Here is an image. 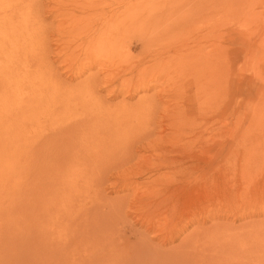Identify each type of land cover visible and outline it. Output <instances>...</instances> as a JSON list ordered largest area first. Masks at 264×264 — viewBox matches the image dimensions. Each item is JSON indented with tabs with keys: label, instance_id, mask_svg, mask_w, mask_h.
<instances>
[{
	"label": "rangeland",
	"instance_id": "1",
	"mask_svg": "<svg viewBox=\"0 0 264 264\" xmlns=\"http://www.w3.org/2000/svg\"><path fill=\"white\" fill-rule=\"evenodd\" d=\"M13 6V34L34 44L12 48L14 73H0V264H261L264 0ZM98 115L133 152L82 174L91 144L78 138Z\"/></svg>",
	"mask_w": 264,
	"mask_h": 264
},
{
	"label": "bare ground",
	"instance_id": "2",
	"mask_svg": "<svg viewBox=\"0 0 264 264\" xmlns=\"http://www.w3.org/2000/svg\"><path fill=\"white\" fill-rule=\"evenodd\" d=\"M13 1L14 0H0V73L3 75V77L4 78H6L7 79V77H11V75L14 73H12L11 74V72L13 71V66H12V61L14 60V55H13V53H12V51H13V49L12 48H18V49H20L21 47L20 46H28L30 43L32 44V46L31 47H33V44H34V39H33V35H29L28 36V33L29 32H27V35H24V37L22 38V41H20V39L17 37V35H14L13 34V24H14V13H15V11H16V8H14V6H13ZM43 23V22H42ZM41 23V24H42ZM40 24V23H39ZM38 31V30H37ZM30 32H31V30H30ZM34 32V31H33ZM34 34H36L37 35V33H34ZM22 35V34H21ZM43 35H44V33H43ZM42 35V36H43ZM28 36V38H26ZM44 37V36H43ZM37 38H38V36H37ZM42 38V37H41ZM42 40V39H41ZM39 41V40H38ZM38 43V42H37ZM36 43V44H37ZM43 43V42H42ZM31 47H29V48H31ZM25 48H27V47H25ZM16 51V50H15ZM27 52V51H26ZM25 52V50H24V53H23V51H21V53L23 54V55H26L27 53ZM29 52V51H28ZM15 54V53H14ZM3 55V56H2ZM16 56H18V57H20V53L17 55V54H15ZM42 56V55H41ZM23 57V56H22ZM16 58V57H15ZM29 58H30V56H29ZM16 60V59H15ZM21 60V59H20ZM16 62V61H15ZM19 62V61H18ZM22 62H24V61H22ZM18 65V64H17ZM45 66V65H44ZM19 67V66H18ZM30 66H27V64L24 62V67H22L23 69H24V76L22 77V75L21 76H19V77H21L22 78V81L23 80H25L26 78H25V76H28V75H30L31 74V72L33 71V70H31L30 71V68H29ZM13 68V69H12ZM47 68V67H46ZM16 69V68H15ZM33 69V68H32ZM50 71V70H49ZM22 72V73H23ZM47 75V74H46ZM45 75V76H46ZM49 75V74H48ZM18 76V75H17ZM15 77V76H14ZM51 77V76H50ZM50 77H49V79H50ZM35 78V77H34ZM9 79H11V78H9ZM17 79V78H16ZM32 79V78H31ZM49 79L47 80V81H49ZM54 79V78H53ZM34 80V79H33ZM38 80H41L40 78H37L35 81H36V83H38ZM8 81V80H7ZM10 81V80H9ZM8 81V82H9ZM17 81V80H16ZM57 81V80H56ZM17 82H20V81H17ZM32 81H30V82H28L27 84H30ZM34 82V81H33ZM52 82V81H51ZM55 83V82H54ZM53 84V83H52ZM18 85V83H16V89L18 90H22L23 89V87H22V84H21V87L20 86H17ZM78 90V89H77ZM19 94V93H18ZM70 97V96H69ZM69 104V103H68ZM97 105H99L97 108H98V110L99 109H102V108H104V106L103 105H101V104H98L97 103ZM140 105H142V104H140ZM140 105L138 106L139 108H140ZM143 105H144V103H143ZM149 106H152V107H154L153 106V104H150V105H148V107ZM59 107H60V105H59ZM146 107V106H145ZM76 108V107H75ZM150 108V107H149ZM61 109V108H60ZM64 109V108H63ZM138 109V108H137ZM146 109L148 110V108L146 107ZM151 110H153V108H150ZM149 109V110H150ZM90 110V109H89ZM96 110V109H95ZM122 112H123V114H125L124 112H125V110H128V107H125V108H122ZM97 111V110H96ZM139 112V111H138ZM141 112V111H140ZM140 112H139V114H140ZM97 113V112H96ZM99 113H101V112H99ZM136 113H137V111H136ZM91 114V113H90ZM98 114V113H97ZM132 114H133V112H132ZM92 115V114H91ZM91 115H89V116H91ZM84 116H85V114H84ZM96 116V115H95ZM87 117V116H86ZM85 117V118H86ZM93 117H94V115H93ZM97 118V120L94 122V125L91 127V125L89 126V127H91V130H90V128H89V130L90 131H88L87 133H84L83 135H80L79 136V138H78V141L79 142H81V141H83L84 139L86 140V141H89L90 142V149L89 148H87L86 147V149H85V151H84V155L83 154H81L82 155V157H86L87 159H85V160H83V163L81 164V166H86V168H81V171H80V169H79V171L82 173V174H84L83 172H84V170H87L88 168H96L98 165H99V163L101 162H103L105 165H104V171H106L107 169H112L111 168V166H113L114 164H115V162L116 161H120V158L123 160V158H124V155L126 154V151H129V153L130 152H133L132 151V147H131V145L132 144H130L129 145V143H130V139L128 140V142L125 140L124 141V139H122L121 137H118L117 135L118 134H112V132H110V128H109V120L107 119H104V121H102L103 120V118L101 117V116H97L96 117ZM114 119V118H113ZM113 119H112V121H113ZM76 120V119H75ZM83 121V120H82ZM85 121V120H84ZM93 121V120H92ZM84 123V122H83ZM112 123V122H111ZM72 124V123H71ZM74 124V123H73ZM79 124V123H78ZM83 125V124H82ZM67 126V125H66ZM87 126V125H86ZM75 127V126H74ZM88 127V126H87ZM71 128H73V127H71ZM77 128H79V127H77ZM85 129V128H84ZM76 130V129H75ZM74 130V131H75ZM80 130V129H79ZM82 130H83V128H82ZM84 131V130H83ZM85 131H86V129H85ZM116 132H118L117 131V129L115 130ZM77 132H79V131H77ZM72 133V132H71ZM81 133V132H80ZM75 134H78V133H75ZM77 138V137H76ZM112 140H115L114 142L112 141ZM33 141V140H32ZM32 141H31V143H32ZM72 141H74V139L72 140ZM140 142V141H139ZM85 144V143H84ZM28 145H29V143H28ZM76 145V144H75ZM31 146V145H30ZM67 146H68V144H67ZM80 146V145H79ZM134 146H136V145H134ZM69 147V146H68ZM67 147V148H68ZM73 148V147H72ZM76 148H78V146L76 147ZM131 148V149H130ZM70 149H68V151H69ZM108 150H110V152L108 151ZM78 151H80V150H78ZM67 152V151H66ZM119 153V154H118ZM65 154H67V153H65ZM70 154V153H69ZM117 154H118V156H117ZM124 154V155H123ZM70 156V155H69ZM130 156V155H129ZM65 157H67V156H65ZM64 158V157H63ZM131 158V157H130ZM72 162L73 161H75L76 159L78 160V155L77 154H75V155H73V157H72ZM88 159H89V161H88ZM109 159H111V161L109 160ZM128 159V158H127ZM35 160V159H34ZM133 160V159H132ZM14 161V160H13ZM62 161H63V159H62ZM67 161H69V160H67ZM66 161V162H67ZM79 161V160H78ZM32 162H34V161H32ZM82 162V161H81ZM31 162L29 161V163L28 164H30ZM63 163V162H62ZM100 163V164H101ZM103 163H102V165L101 166H103ZM126 163V162H125ZM14 164V163H13ZM35 164V163H34ZM33 164V165H34ZM70 164V163H69ZM73 164V163H72ZM44 165V164H43ZM47 165V164H46ZM64 165H66L65 163L63 164V166ZM75 165L76 166H78V163L76 164L75 163ZM79 165H80V163H79ZM38 166V165H37ZM42 166V165H41ZM55 166V165H54ZM31 167V166H30ZM56 167V166H55ZM72 167V166H71ZM73 167H74V165H73ZM45 168V167H41V170H43V169ZM48 168V167H47ZM65 168V167H64ZM79 168V167H78ZM102 168V167H101ZM133 168V167H132ZM36 169V168H35ZM48 169H50V170H52L51 169V167L50 168H48ZM67 169H68V167H67ZM33 170V169H32ZM44 170H46V169H44ZM58 170V169H57ZM56 170V171H57ZM99 170V169H98ZM37 171H38V169H37ZM61 171V170H60ZM94 171V170H93ZM59 172V171H58ZM74 172V171H73ZM72 172V173H73ZM103 174L102 175H104V172H103V170L101 171ZM128 172V171H127ZM77 173H78V171H77ZM107 173V172H106ZM139 173V172H138ZM143 173V172H142ZM141 173V174H142ZM45 174V173H44ZM46 174H49L48 172L46 173ZM45 174V175H46ZM60 174H61V172H60ZM62 174H64V173H62ZM50 175V174H49ZM53 175V174H52ZM51 175V177L53 178L54 176H52ZM98 175V174H97ZM44 176V175H43ZM43 176H41V177H43ZM48 176V175H47ZM57 176H59V175H57ZM64 176V175H63ZM66 176V175H65ZM69 176H70V174H69ZM72 176V175H71ZM94 176H96V175H94ZM100 176V175H99ZM128 176V175H127ZM61 177V176H60ZM75 177V176H74ZM102 177V176H101ZM47 178V177H46ZM49 178V177H48ZM47 178V179H48ZM52 178H51V180H52ZM55 178V177H54ZM69 178H71V177H69ZM43 179V178H42ZM66 179H68V178H66ZM74 179V178H73ZM55 180V179H54ZM53 180V181H54ZM68 180H70V179H68ZM89 180V179H88ZM56 181H58V180H56ZM75 181V180H74ZM15 182V181H14ZM63 182V181H62ZM65 182V181H64ZM93 182V181H92ZM54 183H56V182H54ZM66 183V182H65ZM71 183H73V182H71ZM77 182L75 181V184H76ZM79 183V182H78ZM74 184V183H73ZM75 184H74V186H75ZM59 185H60V183H59ZM79 185V184H78ZM77 185V186H78ZM57 186H58V184H57ZM66 186H67V184H66ZM67 187H69V186H67ZM72 187V186H71ZM83 187V186H82ZM91 187H93V186H91ZM55 188V187H54ZM58 188V187H57ZM97 188V187H96ZM99 188H100V186H99ZM63 189L65 190V188L63 187ZM62 189V190H63ZM66 189H68V188H66ZM73 190L75 189V190H77V192H78V190H79V188H77L76 189V187L75 188H72ZM89 189V188H88ZM136 189V188H135ZM58 190V189H57ZM64 190H63V192H64ZM74 190V191H75ZM83 190V189H82ZM87 190V189H86ZM54 191H55V189H54ZM67 191V190H66ZM71 191V190H70ZM67 192H69V191H67ZM72 192V191H71ZM76 192V193H77ZM99 192V191H98ZM59 194H61V191H60V193ZM58 194V195H59ZM63 194V193H62ZM56 195V194H55ZM71 195V194H70ZM76 195V194H75ZM86 195V194H85ZM133 195V194H132ZM142 195V194H141ZM60 196V195H59ZM61 196H63V197H65V195H61ZM60 196V197H61ZM68 196V195H67ZM66 196V197H67ZM76 196H78V195H76ZM87 196V195H86ZM63 197H61V198H63ZM71 197H74V198H76L75 196H72L71 195ZM74 198H72L73 200H74ZM83 198V197H82ZM85 198V197H84ZM132 198V197H131ZM143 198V197H142ZM47 199V198H46ZM66 199V198H65ZM71 199V198H70ZM69 199V200H70ZM79 199V198H78ZM102 199V198H101ZM108 199V198H107ZM155 199V198H154ZM113 200V199H112ZM55 201V200H54ZM91 201H92V199H91ZM99 201V200H98ZM97 201V203H100V202H98ZM111 201V200H110ZM73 202V201H72ZM83 202V201H82ZM106 202V204H107V201H105ZM108 202H109V200H108ZM74 203H77L76 201L74 202ZM96 203V202H95ZM102 203V202H101ZM81 204H83L84 206H86L84 203H81ZM90 204H91V202H90ZM105 204V203H104ZM153 204V203H152ZM76 205H78V204H76ZM83 205H80V203H79V207H81L80 209H82L83 208V210H84V206ZM92 205H94V204H92ZM92 205H89V206H87V207H92ZM97 205V204H96ZM108 205H109V203H108ZM68 206V205H67ZM71 206H72V208H73V206H74V208H76V206L72 203L71 204ZM110 206V205H109ZM78 207V206H77ZM64 208H66L65 206H64ZM63 208V209H64ZM71 208V210H73ZM93 208V207H92ZM90 209V211H93V210H95V209ZM126 208V207H125ZM150 208V207H149ZM79 209V208H78ZM64 210H66V209H64ZM63 210V211H64ZM87 211H89V209L87 208L86 209ZM86 210H84V212L86 211ZM113 210V209H112ZM68 211H70V208L68 209ZM77 211H79V210H76L75 209V211L73 212V214H75V212H76V214L74 215V216H77L78 215V213H77ZM89 211V212H90ZM66 212V211H65ZM71 212V211H70ZM81 212V214H84L85 215V213H88L89 214V212H85V213H83L82 212V210L80 211ZM94 212V211H93ZM92 212V213H93ZM101 213V212H100ZM67 214H69V213H67ZM80 214V213H79ZM88 214H86L88 217H89V219H87L88 221L90 220V217L92 216L91 215V213H90V215L91 216H89ZM95 214H97V213H95ZM37 215V214H36ZM85 215V216H86ZM86 216V218H88ZM71 219L72 218H76V217H73V215L71 214ZM79 217V219L78 220H81L82 218H80L81 216H78ZM77 217V218H78ZM82 217H83V215H82ZM61 219H62V217H60ZM84 218V217H83ZM95 218V217H94ZM61 219H59V220H61ZM58 220V221H59ZM82 220H85V219H82ZM81 220V221H82ZM62 221H64L65 222V220L63 219V220H61L60 222L61 223H63ZM72 221L74 222L75 221V219L73 220L72 219ZM88 221H82L83 223L84 222H88ZM91 221V220H90ZM89 221V222H90ZM94 221V220H93ZM60 222H58V224H61ZM80 221H78L77 222V220L75 221V223H73V225L75 224L76 225V223H79ZM82 222H81V224H82ZM147 222H148V220H147ZM72 223V222H71ZM93 223H95V222H93ZM93 223H88L89 225H91V226H89L88 225V227H89V229L91 228V229H93L94 227H93ZM80 224V223H79ZM87 223H85V225H86ZM96 224V223H95ZM73 225L71 224V226L73 227ZM62 226V225H61ZM82 226L84 227V225L82 224ZM83 227H81L82 228V233H83V235H87V237H88V239L87 240H89V236L88 235H90L89 233V229L86 227V229H87V234H86V231L85 232H83L84 230H83ZM98 227V226H97ZM97 227H95V229L97 228ZM101 227H102V225H101ZM101 227H100V229H101ZM112 227V226H111ZM63 228H65V226H63ZM75 228V227H74ZM85 228V227H84ZM102 228H104V227H102ZM85 229V230H86ZM65 231H67V232H69L70 234V237H72V239L76 236H72V232H71V230L69 231V230H65ZM72 231H74L73 229H72ZM95 231L96 230H94V233H95ZM106 231V230H105ZM66 232V233H67ZM79 232V230L77 231V233ZM98 232V231H97ZM63 233V232H62ZM65 233V234H66ZM76 233V234H77ZM85 233V234H84ZM103 232H101L100 234H102ZM64 234V233H63ZM68 234V233H67ZM67 234H66V236H67ZM75 234V233H74ZM111 234V233H110ZM137 234V233H136ZM136 234H134V235H136ZM77 235H79V233L77 234ZM85 236H82V234H81V232H80V238L81 237H84V238H87V237H85ZM93 236H95V235H93ZM104 236H105V232H104ZM104 236H102V237H104ZM138 236V235H137ZM77 237V236H76ZM98 237H100V236H98ZM98 237H96V238H98ZM77 238H79V237H77ZM77 238H76V241H77ZM84 238H82L81 239V241L84 239ZM126 238V237H125ZM139 238V237H138ZM63 239V238H62ZM69 239H71V238H69ZM72 239L70 240V241H72ZM75 239V238H74ZM90 239H91V237H90ZM100 239L101 238H99V241H100ZM105 240V239H104ZM103 240V241H104ZM106 240H107V238H106ZM105 240V241H106ZM260 240V239H259ZM63 241H67V240H63ZM79 241H80V239H79ZM84 241V240H83ZM93 241H95V239H93ZM96 241H98V240H96ZM120 241H122L123 242V240H119V241H117V242H120ZM139 241V240H138ZM107 242V241H106ZM117 242H116V244H117ZM148 242H149V240H148ZM259 242V241H258ZM262 242H264V241H262ZM67 243H70V242H68L67 241ZM67 243H65L66 244V246H67ZM74 242H71L70 244L72 245ZM79 243H81V242H79ZM78 243V244H79ZM93 243V245H94V242H92ZM91 243V244H92ZM98 243V242H97ZM121 243V242H120ZM145 243V242H144ZM260 243V242H259ZM76 244V243H75ZM125 244V243H124ZM69 245V244H68ZM90 245V244H89ZM95 245H97V244H95ZM133 245V244H132ZM136 245V244H135ZM257 245V244H256ZM255 245V246H256ZM259 245V244H258ZM85 246V245H84ZM103 246V245H102ZM108 244L106 245V249H108ZM117 246H120V245H118L117 244ZM116 246V247H117ZM123 247L125 246V245H122ZM126 246H127V244H126ZM130 246H131V244H130ZM145 246V245H144ZM148 246V245H147ZM151 246H153V244L151 245ZM182 246V245H181ZM259 246H261V244L259 245ZM81 247V246H80ZM86 247V246H85ZM114 247V246H113ZM115 247V249L117 250V248H119V247H117L116 248ZM158 247V246H157ZM228 247V246H227ZM66 248H69V247H66ZM121 249H122V247H120ZM260 248V247H259ZM120 249V250H121ZM130 249V248H129ZM133 249V248H132ZM135 249V248H134ZM153 249V248H152ZM100 250V249H99ZM99 250H95V251H98L99 252ZM180 249H178V251H179ZM92 251H94V249L92 250ZM107 251V250H106ZM128 251V250H127ZM135 251V250H134ZM133 251V252H134ZM182 251H183V249H182ZM71 252H73V251H70V254H72ZM97 252V253H98ZM110 252V251H109ZM112 252H113V250H112ZM115 252H118V254L119 253H121V252H119V250H117V251H115L114 250V255L116 254V256H118V254L117 253H115ZM172 252V251H171ZM188 253V250L187 251H185V253ZM191 252V251H190ZM219 252V251H218ZM221 252H223V251H221ZM262 252V251H261ZM93 253H95V252H93ZM93 253H92V256H93ZM96 253V254H97ZM104 253H106V252H104ZM140 253H142V252H140ZM157 253V252H156ZM173 253V252H172ZM206 253V252H205ZM262 253H264V252H262ZM261 253V254H262ZM101 254H103V253H101ZM100 254V252H99V255H101ZM221 254V253H220ZM224 254L226 255L227 253H225V251H224ZM99 255H97V256H99ZM119 255H121V254H119ZM132 255V254H131ZM136 255V254H135ZM134 255V256H135ZM172 255V254H171ZM181 255H183V254H181ZM224 255V256H225ZM86 256V255H85ZM95 256V255H94ZM136 256H138V255H136ZM173 256V255H172ZM191 256V255H190ZM219 256V255H218ZM250 256V255H249ZM256 256V255H255ZM74 256L72 255V258H73ZM96 257V256H95ZM210 257V255L208 256V258ZM236 257H238V256H236ZM253 257V256H252ZM251 257V258H252ZM261 257H264V256H261ZM79 258V257H78ZM78 258H74L73 259V264H76L77 263V261H78V263H79V259ZM117 258V257H116ZM119 258V257H118ZM125 258V257H124ZM126 258H127V256H126ZM125 258V259H126ZM131 258V257H130ZM134 258V257H133ZM136 258V257H135ZM163 258V257H162ZM189 258V257H188ZM254 258V257H253ZM255 258H258V255L255 257ZM75 259H78V260H75ZM81 259V258H80ZM92 259H93V257H92ZM219 259V258H218ZM259 259V258H258ZM262 259H264V258H262ZM127 260V259H126ZM132 260V259H131ZM130 260V261H131ZM133 260H136V259H133ZM174 260V259H173ZM179 260V259H178ZM184 260V259H183ZM194 260V259H193ZM222 260V259H221ZM230 260V259H229ZM238 260V259H237ZM239 260H241V258H239ZM238 260V261H239ZM76 261V262H75ZM99 261V260H98ZM103 261V260H102ZM101 261V262H102ZM140 261V260H139ZM200 261V260H199ZM201 261H202V259H201ZM220 261V260H219ZM262 261V263H264V260H261ZM261 261H260V263H261ZM81 262V261H80ZM112 263H114L113 261H111ZM180 262V261H179ZM218 262V261H217ZM226 262H227V260H226ZM84 264L86 263L87 264V262L86 261H84L83 262ZM142 263V262H141ZM176 263V262H175ZM195 263V262H194ZM220 263H222V261L220 262ZM261 263V264H262ZM80 264V263H79ZM127 264V263H126ZM179 264V263H178ZM181 264V263H180ZM189 264V263H188ZM192 264V263H191ZM199 264V263H198ZM203 264H204V262H203ZM207 264H209V263H207ZM232 264V263H231ZM237 264V263H236Z\"/></svg>",
	"mask_w": 264,
	"mask_h": 264
}]
</instances>
